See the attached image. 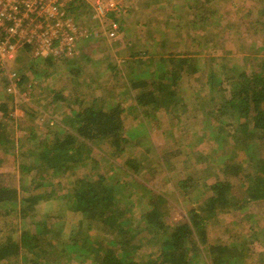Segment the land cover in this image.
Segmentation results:
<instances>
[{
	"label": "rangeland",
	"instance_id": "obj_1",
	"mask_svg": "<svg viewBox=\"0 0 264 264\" xmlns=\"http://www.w3.org/2000/svg\"><path fill=\"white\" fill-rule=\"evenodd\" d=\"M125 3L131 5L121 9L118 16H107L103 24L91 19V8L78 9L84 51L74 59L59 57L47 65L45 58H34L27 52L17 60L21 48L7 61L8 71L0 72V105L10 108L8 115L14 121L5 120L0 111V122L5 124L6 131H11L10 139L15 147L0 145V183L20 189L19 199L27 196L21 191L20 165L26 161L33 166L39 161L34 155L25 156V150L35 149L38 144L48 145L58 132H72L67 114L79 108L80 102L98 106L117 104L123 109V134L130 139V149L125 152L127 158L125 154L110 157L115 167L108 177L117 180L116 185L111 182L115 185L112 208L117 212L125 210L126 215L115 219L113 226L96 220L88 229V222L92 221L81 211L69 210L64 217L56 216L59 202L63 203L65 198L49 197L50 201L42 202L24 220L13 212L0 214V242L6 236L20 241V233L33 229L39 235L37 248L41 252L25 253L31 257L30 261L97 264L96 259L80 257L84 252L81 245L89 235L95 240L107 237L118 248L117 253L122 251L119 241L126 243L128 234L148 240L165 236L168 229L159 230L160 223L154 226L153 222L142 221L144 215L157 209L168 226L191 218L194 210L207 208L205 201L212 194L209 186L215 176L219 174L223 178L218 165L236 163L241 180H234L230 173L228 180L232 197L239 205L225 213L219 211L214 216L211 213L205 224L207 240L231 247L235 257L232 264H264V198L247 200L251 194L246 191L250 179L264 177V133L258 132L252 121L243 133L236 114L225 111L220 115L221 92L230 95L235 84L232 80L221 89L215 81L229 69L227 75L231 79L241 71L261 69L264 0H127ZM90 36L94 38L89 41ZM172 54L176 61L181 55L195 59L193 70L181 76L176 88L179 103L168 108L166 105L140 107L135 101L138 91L131 86V77L146 80L149 88L157 87L167 74L165 70ZM141 56L145 63L129 64ZM122 59L125 62L120 63ZM14 72L17 76H10ZM252 129L253 134H246ZM246 137L247 146L235 153L234 140L242 141ZM96 146L91 151L94 159L100 156ZM128 160L130 167L126 164ZM84 171L83 167L77 169L78 173ZM31 175H37L38 180L42 178L41 182L49 179L46 172L33 168L23 178L24 184L34 178ZM123 191L131 194L122 197ZM43 223L51 229L50 233L43 231ZM56 225L61 226L59 236L54 231ZM50 234L55 238L53 245L49 242ZM73 236L77 239L76 250L70 249ZM200 246L206 252L207 244ZM61 248L66 252H60ZM43 250H47L45 256ZM146 251L137 253L140 262H144L141 254L147 258ZM208 260L210 264L211 259ZM19 262L25 264L22 257Z\"/></svg>",
	"mask_w": 264,
	"mask_h": 264
},
{
	"label": "trees",
	"instance_id": "obj_2",
	"mask_svg": "<svg viewBox=\"0 0 264 264\" xmlns=\"http://www.w3.org/2000/svg\"><path fill=\"white\" fill-rule=\"evenodd\" d=\"M76 1L73 0L71 2V10L73 13H77L75 16L77 15L76 17H78L80 15L78 9L86 5L81 1ZM130 5L128 4L125 7ZM117 13L121 14L122 11H110L107 16H118L119 14L117 15ZM193 16H195V13ZM91 38L94 37L90 36L89 41ZM81 42V40L78 41L74 54L61 56L60 59H74L82 54L84 48L81 49L83 46ZM80 50L81 53L78 54ZM27 52L28 49H23L16 59L21 60ZM57 58L48 57L44 61L48 65L52 64L54 59ZM137 58L140 60H131L129 64L136 66L145 63V61H142L144 56ZM193 61L195 62V59L191 60L186 55H181L178 61H176V56L170 55L168 68L165 70H168L167 74L162 76L163 79L159 81L158 86L155 88H149V83L146 80L131 77V86L138 91L135 96L136 104L146 109L160 105H166V108L176 106L179 103L176 88L179 86L181 76L193 70ZM123 62H125L124 59L120 63ZM261 63V69L256 72L253 71L254 73L247 70L241 71L238 74H234L231 79L227 75L231 72L229 69L225 71L226 74H223L221 78H215L216 83L221 86V89L233 80L235 86L229 91L230 95L224 96L223 91L221 92V98L223 99L222 104H220L219 113L221 115L225 111H231L236 114L240 118L239 127L243 133L248 131V122L250 121H252L253 127L258 132L264 133V59L260 61ZM162 97H166L167 99L162 100ZM79 106V108H74L72 112L67 114L69 119H67L68 124L72 126V132H58L49 140L48 145L38 144L35 149L25 150V156L32 158L34 155L36 160L39 161L37 164L34 163L33 166L26 161L20 165L22 176L20 183L21 191L27 196L19 199L20 189H16L14 186H4L0 183V214L4 213V216H6L5 214L13 212L14 215H17V218L22 217L24 220L26 217L32 216V211L39 208L42 202L46 203L50 201L51 198L49 197L53 199L64 197L65 201L63 203L62 201L59 202V213L56 216L64 217L69 210L81 211L92 221L88 222V229H90L91 224H94L96 220L100 223L103 222V224L110 223L113 226L115 219H120L123 215H126L127 212L125 210L117 212V209L112 208L115 193L114 188L117 180H111L108 177L111 172H114L115 167L111 163L110 157L123 156L130 149V139L126 138L123 134V130L125 129L121 115L123 109L117 104L112 105L109 103L104 106H98L95 103L87 105L80 102ZM9 110L10 108L4 104L0 105V111L4 115L3 118L11 120L12 123L14 118L10 114L8 115ZM253 133L254 130L252 129L246 134ZM10 137L11 131H6L5 124L3 125L0 122V145L6 146L10 144L14 148V141ZM93 145H97V148L99 146V158L94 159L91 156ZM233 145L235 153L238 150L242 151L247 146V137L242 141L234 140ZM230 154L232 156V150ZM127 156L128 154H125V158ZM259 159L261 161V156ZM130 162V160L126 161V164L128 165ZM128 166L130 167L131 165ZM238 166L236 163H232V165L227 163L221 166L220 164L218 165L219 171L224 176L223 178H220L219 174L215 176L214 182L209 186L212 194L205 201L207 208H201L203 209L201 213V209L194 210L191 213V218L188 217L187 220L180 223L177 222L171 226L163 222V216L157 209H153L145 215L143 214L145 218L142 221L146 223L148 221L153 222V224L160 223L159 230L168 229V233L165 236L148 240L139 236L138 238H132L134 235L128 234L127 237L130 244L127 243L128 241L126 243L119 241L122 251L117 253L118 251L115 249L118 248L115 247L116 245L113 241L110 244V240L107 237L105 239L97 237V240H95L89 235L85 239L84 244L81 245L84 252L80 257H83L85 260L96 259L98 261L97 264H209L208 258L211 259L212 264L234 263L235 257L231 247L224 244L216 245L215 243H209L206 236L207 227L205 224L211 213L214 216L216 212L221 211L225 213L231 208L238 207L239 203L232 197L231 183L228 180L231 178L228 177L229 173L234 180H241ZM79 167L85 168L86 172L78 173L77 169ZM135 167L137 168L138 166L135 164ZM33 168L34 171L42 170L46 172L49 175V179L41 182L42 178L38 180L37 175H31L34 178L32 180L27 179L24 184L23 178L28 177L27 174L31 173ZM250 180L251 184H249L246 191L251 195L248 196L247 200L264 198V177L260 178V180H253V178ZM111 182L115 185L111 184ZM128 193L131 194V192L123 191L121 193L122 197L128 196ZM102 217H105V219ZM40 221H36V224L42 223ZM43 224V231L50 233L51 229L46 227V223ZM56 226L57 228L54 231L59 236L61 226ZM112 231H115V229ZM116 232H118V229H116ZM194 234L197 235V238L194 237ZM20 235V241L12 240L6 236V239L3 238L4 240L0 242V264H19L21 257L24 259L25 264H38L30 261L31 257L25 253L30 251L33 253L35 251V254H38L41 252L37 248L39 235L36 234V231L33 232V229L23 231ZM54 239L52 234H50L49 242L51 245H53ZM70 241L73 243H70L72 244L70 249L74 248L76 250L75 242L77 239L73 236ZM201 243L207 244L206 252L202 251ZM27 244L31 246H27ZM142 248L143 250H141ZM56 249L57 247L55 246V251ZM145 250L149 254L146 259L141 254L140 256H143L144 262H140L141 259L138 258L137 253L144 252ZM46 252L47 250H43V256H45L44 253ZM60 252L64 253L66 249L61 248ZM203 256H205V259H203Z\"/></svg>",
	"mask_w": 264,
	"mask_h": 264
},
{
	"label": "built area",
	"instance_id": "obj_3",
	"mask_svg": "<svg viewBox=\"0 0 264 264\" xmlns=\"http://www.w3.org/2000/svg\"><path fill=\"white\" fill-rule=\"evenodd\" d=\"M72 1L0 0V72L8 71L7 61L21 48L34 58L74 54L83 31L71 10ZM79 1L91 8V19L103 24L108 13L123 9L127 0Z\"/></svg>",
	"mask_w": 264,
	"mask_h": 264
}]
</instances>
